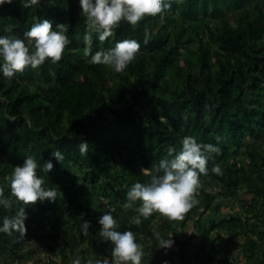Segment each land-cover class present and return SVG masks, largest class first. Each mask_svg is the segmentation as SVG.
<instances>
[{
    "label": "trees",
    "instance_id": "obj_1",
    "mask_svg": "<svg viewBox=\"0 0 264 264\" xmlns=\"http://www.w3.org/2000/svg\"><path fill=\"white\" fill-rule=\"evenodd\" d=\"M170 2V8L135 26L121 21L104 41L82 15L79 0H38L28 6L12 0L0 7V35L23 37L32 23L48 18L54 27L65 23L71 40L59 61L47 58L12 78L0 72V188L13 200L11 209L0 205V223L21 203L12 196L10 176L26 156L41 165L52 159L53 169L41 174L48 186L60 190L55 201L27 206L25 234L0 232V264L33 257L34 251L15 257L29 243L60 257L59 263L50 257L46 264H71L77 255L82 264L111 260V242L103 240L98 223L109 210L119 230L131 228L143 246L158 245L155 223L170 238V221L181 219L155 211L143 217L142 201L130 208L124 202L135 181L148 180L142 167L158 163L170 146L178 151L186 135L219 148L209 153V171L201 174L199 203L183 217L193 221L195 232L178 238L168 255L156 253L157 262L144 264H236L218 245L222 231L228 234L227 245L245 238L248 259L264 249V0ZM146 26L151 30L147 42ZM88 32L93 51L126 38L139 40L141 47L116 72L84 55ZM83 140L89 143L87 153L78 148ZM57 148L63 161L51 155ZM217 163L220 174L211 171ZM232 197L239 199V211L218 221L219 201ZM137 215L138 224L133 222ZM85 220L91 221L87 233ZM213 232L217 236L206 259L204 241ZM198 235L203 240L191 242Z\"/></svg>",
    "mask_w": 264,
    "mask_h": 264
},
{
    "label": "clouds",
    "instance_id": "obj_2",
    "mask_svg": "<svg viewBox=\"0 0 264 264\" xmlns=\"http://www.w3.org/2000/svg\"><path fill=\"white\" fill-rule=\"evenodd\" d=\"M12 0H0V7ZM38 0H25V6L37 3ZM82 15L87 18L91 28L97 33V38L104 41L113 36L121 21H127L133 26L146 16L162 13L171 7L170 0H79ZM54 22L43 18L31 24L24 31L23 37L0 35V72L12 78L17 72H23L26 67L33 68L41 65L47 58L53 62L59 61L67 45L71 43L65 29V23ZM151 30L144 28V40L148 41ZM86 46L84 55L91 63L108 65L116 72L123 71L135 58L140 50V41L135 38L117 40L115 45L93 51L90 46L92 35L85 33ZM78 148L87 153L89 143L83 140ZM219 151L217 145L198 142L195 136L186 135L182 139V147L177 151L175 147L168 148V155L154 163L151 167H142L141 171L148 175V180L135 181L128 189V199L124 207L130 208L133 202L140 200L139 213L143 217L150 216L154 211L169 219H183L195 204L199 203L197 192L202 186L201 174L207 173L209 153ZM58 161L65 159L61 149H54L51 153ZM54 167L52 159L42 165L33 155L26 156L22 164L16 165L10 176L12 196L19 202L18 209L13 215H5L0 223V232L25 234L28 218L27 206L38 200L55 201L60 192L59 187H51L45 183V176L41 172L49 173ZM211 171L220 174V165L214 164ZM0 205L11 209L13 200L4 194L0 188ZM141 215L134 218V223H140ZM99 232L104 241L112 245V259H88L84 264H142L144 256L143 245L138 242L136 234L131 228L119 230L118 220L113 211H105L98 217ZM90 220L83 222V231L87 233ZM158 248L169 249L175 244L173 234L165 238L157 232ZM79 249H77V253ZM71 264H82L77 255ZM162 264H169L164 260Z\"/></svg>",
    "mask_w": 264,
    "mask_h": 264
},
{
    "label": "rangeland",
    "instance_id": "obj_3",
    "mask_svg": "<svg viewBox=\"0 0 264 264\" xmlns=\"http://www.w3.org/2000/svg\"><path fill=\"white\" fill-rule=\"evenodd\" d=\"M171 4L173 5L174 3L171 2ZM180 65V67H184L185 64L183 61L178 63ZM219 203L221 204V214L216 215V219L219 221L224 217H228L234 213H237L239 210V199H237L236 197H232L229 200L227 199H221L219 201ZM86 204V203H85ZM139 208V207H138ZM210 214V211L205 213V217H207ZM163 217V216H162ZM171 222V226H172V230H168V236L171 237V234H173V238L175 240V244L169 248V249H164V252L162 253V250H160L161 248H158L157 246H155L153 248V243L152 242H148L146 244H144L143 249H144V256H149L148 259H145V257L143 256L142 258V264L144 263H154L157 262V256L156 253H160L163 255H168L170 249H173L176 247V241L178 238L180 239H186L188 238L190 235H192L194 231V224L193 221H187L184 222V218L181 219L178 223L177 222ZM203 223V221H201ZM155 227L157 232H160V227L155 223ZM221 237L219 238L220 243L218 244L219 246L223 247L227 253H228V257L229 259L231 258L232 260L234 259V263L236 264H258L262 259H264L263 257V252L264 249L262 251H259L255 256L254 259H248L246 253H244L243 248H242V244L246 241L245 238L243 236H239L237 237V244L234 245H227V239H228V234L226 231H222L221 232ZM217 234L216 232H213V234L210 235V238L207 239L206 241H204V246L206 247L205 249V254L204 257L206 259H208L209 257V253L211 251V242L213 241L214 238H216ZM257 235L254 236V238H256ZM202 236L198 235L196 237H193L191 239V242H195V241H202ZM42 247H38L37 244H33V243H29L28 246L22 250L19 251L15 257L19 256L22 252L26 253H32L31 251H34L32 254H35L33 257L31 258H25L22 261H15L12 262V259L10 258L8 261L10 264H46L49 261V258L52 257L53 260L57 263L60 262V257L58 255H55L54 253H50L48 255L45 254V252H43V250L41 249ZM190 248L193 249V251H195V247L191 246ZM151 254V255H150ZM42 260V262L40 263H36L37 260ZM205 259V260H206ZM207 264H217V263H211L209 260L206 261ZM160 264V263H158ZM162 264V263H161Z\"/></svg>",
    "mask_w": 264,
    "mask_h": 264
}]
</instances>
